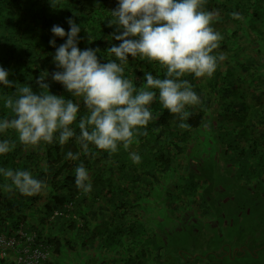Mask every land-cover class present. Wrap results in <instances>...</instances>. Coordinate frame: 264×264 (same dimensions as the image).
Instances as JSON below:
<instances>
[{
	"label": "trees",
	"instance_id": "trees-1",
	"mask_svg": "<svg viewBox=\"0 0 264 264\" xmlns=\"http://www.w3.org/2000/svg\"><path fill=\"white\" fill-rule=\"evenodd\" d=\"M117 7L118 0H0V67L13 85L0 84V119L11 118L4 97L13 95L15 85L27 84L39 94L36 81L47 72L44 82L50 94L80 104L77 122L71 126L78 136L79 118L87 110L80 98L51 78L62 71L53 58L67 40V36H54L51 29L57 25L67 33L71 19L80 27L77 47L97 50L99 62L107 63L115 59L107 49L119 46L121 41L114 37L123 32L110 25L116 19L111 11ZM204 9L215 13L212 27L222 36L213 55L225 59L218 60L210 78L183 77L200 98L199 104L186 109L191 116L183 122L189 127L180 128L181 121L161 106L157 92L150 106L156 118L141 129L146 135H138V143L128 151L120 146L113 155L93 145L89 147L95 155L83 154L76 136L64 145L57 139L25 147L15 131L0 133V141L16 144L14 150L0 155V168L27 170L47 185L41 194L27 197L14 188L6 190L11 181L0 173V233L11 234L17 228L34 233L35 240L48 247L43 264L62 260L63 248L73 250L71 237L82 239L76 242L85 250L104 244L106 249L101 251L113 253L116 261L110 264H239L234 259L240 264L254 259L250 264H258L264 260V0H205ZM164 71L138 57L129 56L124 65V76L136 88L145 83L146 72L164 78ZM70 151L80 153L79 159H69ZM132 152L141 157L140 163L132 162ZM217 155L227 173L237 167L236 182L248 188L249 199L235 202L226 186L229 177L221 179L228 213L212 190L215 178L199 176L206 170V159ZM81 164L92 185L87 194L75 185V169ZM153 209L167 218L172 213V246L157 223L152 237L143 236L146 223L138 221ZM244 209L254 214L240 216ZM179 211L186 215L180 223Z\"/></svg>",
	"mask_w": 264,
	"mask_h": 264
},
{
	"label": "clouds",
	"instance_id": "clouds-1",
	"mask_svg": "<svg viewBox=\"0 0 264 264\" xmlns=\"http://www.w3.org/2000/svg\"><path fill=\"white\" fill-rule=\"evenodd\" d=\"M205 0H118V7L111 11L116 19L110 25L123 29L115 35L121 41L107 52L115 57L107 63H100L93 49L80 50L77 36L80 27L68 20L69 31L54 25V36L67 40L55 52L54 63L58 69L51 74L71 94L82 100L86 115L79 118V135L71 127L77 122L80 104L73 99L50 94L44 72L37 79L39 94L27 84L15 85L13 95L4 97V107L11 111V118L0 119V133L13 130L19 143L25 147H35L41 143L52 144L58 139L66 144L76 136L83 154L91 153L90 145L98 151L113 155L120 146L128 151L141 129L156 117L151 104L157 99L161 106L177 117L181 129L189 125L183 121L190 118L186 109L200 103V98L187 79L212 77L218 60L224 56L213 55L222 40L220 33L212 27L215 13L204 9ZM240 19L238 13L231 14ZM54 45L55 41L50 40ZM139 58L149 64L164 69V78L146 72L142 87L136 88L131 79L124 76V65L128 57ZM9 73L0 67V84L12 87ZM15 143L8 139L0 141V155L14 150ZM80 153H67L71 160L79 159ZM133 163H140L141 157L130 153ZM0 173L11 181L5 189L13 188L21 195L32 197L46 190V183L34 178L27 170L0 168ZM75 185L83 193L91 192L92 185L87 170L81 164L75 169Z\"/></svg>",
	"mask_w": 264,
	"mask_h": 264
},
{
	"label": "rangeland",
	"instance_id": "rangeland-1",
	"mask_svg": "<svg viewBox=\"0 0 264 264\" xmlns=\"http://www.w3.org/2000/svg\"><path fill=\"white\" fill-rule=\"evenodd\" d=\"M222 159L223 158L220 155L208 157L205 163L207 164L206 170L205 172H201L199 176L202 177V180H206L207 179L206 177L215 178L216 185L212 190L217 197L218 205L220 204L219 206L223 208H227L226 213H228L230 205L224 202L225 201L224 194H223L224 192L221 191L222 188H220L221 184L219 183L222 178L229 177L228 180H226L227 182L226 186L230 194V195L228 194L230 199L232 198L235 202L236 201L240 202L242 200H248L249 197H248L247 186L238 184L235 180L238 177V173H239L237 167L235 166L231 168L227 173V168ZM152 202L154 201L152 200ZM158 204L159 206H162V203H158ZM248 209H249V205H248ZM248 209L246 210L244 209V211L240 214V216H245L246 218H248L254 214L253 212L248 211ZM152 211L153 212L150 214L141 215L143 220L138 221V222L142 221L144 224L146 223L145 227L147 230L143 236L145 238L150 237V236L152 237L153 236L152 233L156 231L155 226L157 223L158 227L162 228V230L165 231L163 232V236H165L168 246H172V241H171V235H172L171 226L173 222L172 215H171L172 213H167L168 214V218H167V216L161 211H156L155 209H153ZM229 214L235 215V217H239L237 212H234V213L229 212ZM177 216H181L179 221H177V218H174V221H177L178 223H180L183 220V218H186V215L180 211ZM248 225L251 226L250 223ZM248 230L250 231L249 228ZM71 238H72L71 242L73 241L75 245L74 249L70 250L68 248H63L62 249L63 255L62 254L60 255L62 260H59V262L57 261L56 264H101V262H104L105 264H108V263L110 264L111 262H116L114 260V257L111 258V255L113 253L109 252L108 250H106L107 251L106 253H103L101 251V250L106 249V246L104 244H102L103 248H101V246H97V247H93V249L88 247V250H85V249L79 248L77 245L79 242H76V240L81 242L83 241L82 239L73 238V237ZM120 239L124 240V236H122ZM136 247L137 245L134 246V248Z\"/></svg>",
	"mask_w": 264,
	"mask_h": 264
},
{
	"label": "built area",
	"instance_id": "built-area-1",
	"mask_svg": "<svg viewBox=\"0 0 264 264\" xmlns=\"http://www.w3.org/2000/svg\"><path fill=\"white\" fill-rule=\"evenodd\" d=\"M48 255V247L36 241L34 233L21 228L0 233V264H43Z\"/></svg>",
	"mask_w": 264,
	"mask_h": 264
},
{
	"label": "flooded vegetation",
	"instance_id": "flooded-vegetation-1",
	"mask_svg": "<svg viewBox=\"0 0 264 264\" xmlns=\"http://www.w3.org/2000/svg\"><path fill=\"white\" fill-rule=\"evenodd\" d=\"M231 261H235V262H238L240 264V260L239 259H236V260L234 259V260H231ZM253 262H255L254 259L249 260L247 262H244L243 264H250V263H253ZM258 264H264V260H262L260 263L258 262Z\"/></svg>",
	"mask_w": 264,
	"mask_h": 264
}]
</instances>
